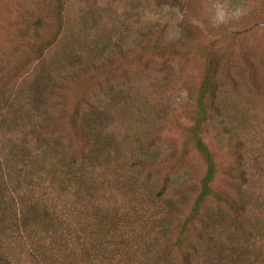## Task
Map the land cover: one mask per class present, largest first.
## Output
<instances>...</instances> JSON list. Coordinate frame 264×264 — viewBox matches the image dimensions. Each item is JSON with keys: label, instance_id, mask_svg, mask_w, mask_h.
I'll return each instance as SVG.
<instances>
[{"label": "trees", "instance_id": "16d2710c", "mask_svg": "<svg viewBox=\"0 0 264 264\" xmlns=\"http://www.w3.org/2000/svg\"><path fill=\"white\" fill-rule=\"evenodd\" d=\"M154 1L159 5L168 0ZM171 1L172 6L178 3ZM129 3L139 12L150 6V0ZM38 10L41 12L22 34L23 47V41L29 38L26 58L18 64L14 60V67L0 75V137H8L17 126L27 124L23 121L30 115L20 109L22 93L30 96L34 109L39 111L52 104L53 87L70 98L67 96L66 115L25 133L35 139L33 153L24 143L12 142L14 151L10 155L23 158L7 173L2 172L0 151V264H13L5 256L4 238L17 242L15 246L8 244V254L23 253L37 264H203L201 253L210 243L219 217L211 210V203L223 202L236 214L244 213L246 208L244 203L215 190L217 176L225 172L234 183L244 179L243 172L253 167L239 153L228 167L220 169L215 152L203 137L204 130L217 120L223 124L231 118L234 127L237 123L242 126V121L250 125L257 117L246 109L236 112L239 102L217 93L220 85L214 77L218 70L213 65L219 56H213L205 68L196 101L198 111L189 128L194 150L206 165L192 196L186 192L191 188L182 184L185 172H180L181 163L159 161L161 150L141 145L137 133L130 130L122 137L108 127L114 119L110 112L114 98L123 93L107 86L120 71L118 65L103 69L90 66L87 72L92 78L78 81L72 96L65 87L67 81L71 83L69 79L62 86L56 85L50 75L41 71L17 89L16 78L35 59L43 57L63 28V0H45ZM166 30L165 25L155 22L141 31L135 47L143 54L137 61L164 54ZM151 35L155 37L152 45ZM124 50V45L116 44L114 57L118 63ZM68 53L70 61L80 58L76 51ZM103 83L109 88H101L106 101L99 97L101 92L94 95L96 102L91 103L90 84L95 89ZM239 148L236 143L231 150L237 152ZM255 165L262 168L260 163Z\"/></svg>", "mask_w": 264, "mask_h": 264}, {"label": "rangeland", "instance_id": "374dc122", "mask_svg": "<svg viewBox=\"0 0 264 264\" xmlns=\"http://www.w3.org/2000/svg\"><path fill=\"white\" fill-rule=\"evenodd\" d=\"M44 1L0 0V75L14 67V60L18 64L26 58L25 44L29 38H25L23 47L22 34L39 15ZM129 1L63 0L61 34L41 59H35L16 78L17 89L31 81L36 71H41L50 75L56 85L62 86L69 79L71 83L67 81L65 87L72 96L78 81L92 78L87 72L90 66L103 69L118 65L120 71L107 86L123 93L114 98L110 109L114 119L108 127L122 137L130 130L137 133L141 145L161 150L159 161L181 163L180 172H185L182 184L191 188L186 192L193 196L206 165L194 150L189 128L198 111L196 101L205 68L209 60H214L213 56H219L213 65L218 70L214 77V82L220 85L217 93L239 102L236 112L246 109L257 117L250 125H243L242 121V126L237 123L234 127L231 118L223 124L218 120L211 122L203 137L215 152L220 169L228 167L239 153L253 167L243 172L244 179L234 183L226 178L225 172L217 176L215 190L244 203L246 208L244 213L236 214L223 202L211 203V210L219 217H215L216 228L201 253L200 263L208 260L209 264H264V0H177L174 6L171 0L159 5L150 0V6L140 12L132 9ZM155 22L167 28L162 41L164 54L137 61L143 50L136 49L135 43L141 31ZM154 39L149 36L150 45ZM119 43L126 50L118 63L114 52ZM70 51H76L80 58L70 61ZM105 86L103 83L100 89H94L90 84L91 103L96 102L94 95L101 92L99 97L106 101L104 91L109 88ZM67 96L53 87V102L44 111L34 109L30 96L23 93L19 96L20 109L24 108V113L30 116L23 121L27 123L25 127L21 124L8 137H0L2 172L7 173L12 164L23 158L10 155L14 151L12 142L36 148L35 139L26 136L27 132L66 115V102L70 98ZM104 108L107 109L106 105ZM208 112L213 113L210 109ZM117 141L125 145L124 141ZM236 143L240 144L237 152L231 150ZM255 162L262 168L258 169ZM2 240L5 256L13 264H37L35 259L23 257V253L8 254L9 245L17 243L15 239ZM19 256L21 259L17 260Z\"/></svg>", "mask_w": 264, "mask_h": 264}]
</instances>
